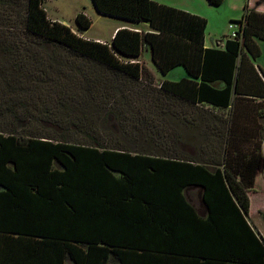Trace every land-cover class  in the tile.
<instances>
[{"label": "trees", "instance_id": "obj_1", "mask_svg": "<svg viewBox=\"0 0 264 264\" xmlns=\"http://www.w3.org/2000/svg\"><path fill=\"white\" fill-rule=\"evenodd\" d=\"M45 1L0 0L11 28L0 29V264H264L249 216L264 137L244 150L230 116L264 13L245 4L235 35L209 47L199 14L92 0L149 24L103 43L51 19ZM147 46L162 74L187 76L157 80Z\"/></svg>", "mask_w": 264, "mask_h": 264}, {"label": "rangeland", "instance_id": "obj_2", "mask_svg": "<svg viewBox=\"0 0 264 264\" xmlns=\"http://www.w3.org/2000/svg\"><path fill=\"white\" fill-rule=\"evenodd\" d=\"M177 8L199 14L208 20L206 29V41L212 46H217L218 40H225L231 36L237 28V22L241 19L244 6L247 0H225L220 6L211 5L208 0H156ZM44 6L47 9L49 17L53 20L64 22L73 27L77 33L84 32L88 36H101L109 39L113 27L118 24L117 18L102 14L97 11L92 0H46ZM3 6L0 7V29L8 28L11 30L9 21V12L5 11ZM84 12L93 21L89 30H82L76 22V15ZM231 24H233L231 26ZM14 32L17 29L14 28ZM101 42V41H100ZM105 43V42H103ZM145 64L152 67L159 79L171 81L181 80L185 77L183 67L174 68L167 74H162L153 63L151 54L145 50L143 53ZM160 83V81H157ZM254 192V191H253ZM190 198L199 207L202 205L197 191L191 193ZM252 210L253 221L260 229H264V215H255L256 206H264V193H252Z\"/></svg>", "mask_w": 264, "mask_h": 264}, {"label": "crops", "instance_id": "obj_3", "mask_svg": "<svg viewBox=\"0 0 264 264\" xmlns=\"http://www.w3.org/2000/svg\"><path fill=\"white\" fill-rule=\"evenodd\" d=\"M247 3L250 9L264 13V0H247ZM114 18H117L115 20H117L118 24L113 27L109 39L101 36H88L84 32L80 34L88 39L110 43L113 39L116 30H118L119 28L130 27L134 29H149V24L146 22L137 23L131 20H126L118 17ZM69 26L73 29L71 25ZM223 42V40H218L217 46H222ZM205 43L206 46L217 47L208 44L207 41H205ZM258 43L259 48L253 49V54L255 55V58H253L252 54H247V57L243 60L242 64L239 65V75L235 79V88L233 89L232 94L231 103L233 105V110L235 111V114L230 113V116L232 117L234 121V126L237 129L236 135L243 137L244 142L242 143V146L244 150H253L255 148V144L261 141V137H264V82L262 80L264 78V41L259 40ZM145 50L149 51V53L151 54V50L148 46L145 48ZM141 60L145 63L143 57L141 58ZM147 66L154 72L157 80H162L157 78V75L152 67H150L149 65ZM183 70L185 72L186 77L187 72L184 67ZM222 83L223 82H219V85ZM232 105L229 107H232ZM258 106L259 108H257ZM255 109H257L258 111L256 115L253 112L255 111ZM261 151L263 153V163L257 172L254 186L249 192L251 201L249 216L254 228L258 231L261 236L264 237V229H260L256 225L252 218L254 214L251 213L252 193H264V139H262ZM255 211V215H264V206H256Z\"/></svg>", "mask_w": 264, "mask_h": 264}, {"label": "built area", "instance_id": "obj_4", "mask_svg": "<svg viewBox=\"0 0 264 264\" xmlns=\"http://www.w3.org/2000/svg\"><path fill=\"white\" fill-rule=\"evenodd\" d=\"M237 24V28H236V30L232 33L233 35H235V32L237 31V29H238V27H239V25H238V23H236ZM233 24H231V26H232Z\"/></svg>", "mask_w": 264, "mask_h": 264}]
</instances>
